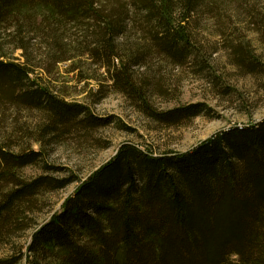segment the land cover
Listing matches in <instances>:
<instances>
[{"label": "trees", "instance_id": "obj_1", "mask_svg": "<svg viewBox=\"0 0 264 264\" xmlns=\"http://www.w3.org/2000/svg\"><path fill=\"white\" fill-rule=\"evenodd\" d=\"M198 1L0 0V108L40 114L46 138L75 132L90 140L114 123L33 79L40 49L51 65L71 60L67 31L75 30L83 54L146 115L169 125L199 116L200 104L155 111L147 83L135 76L154 55L176 67L194 56L188 26ZM136 29L150 44L143 51L126 46ZM10 139L0 137V247L7 249L0 264H20L24 249L28 264H264V120L185 153L124 143L41 225L43 196L78 179H28L27 168H58L44 161L43 147L13 150Z\"/></svg>", "mask_w": 264, "mask_h": 264}, {"label": "rangeland", "instance_id": "obj_2", "mask_svg": "<svg viewBox=\"0 0 264 264\" xmlns=\"http://www.w3.org/2000/svg\"><path fill=\"white\" fill-rule=\"evenodd\" d=\"M195 7L188 26L195 54L188 63L176 67L154 55L135 73L138 81L147 83L150 104L157 112L202 106L199 116L180 125L155 121L116 92L107 72L83 54V39L74 36L75 30L67 31L70 61L51 65L41 49L33 57L38 67L34 80L69 103L86 106L95 116L114 121L94 132L90 140L75 132L59 139L46 138L41 133L40 114H15L0 108V137L10 134L11 139L5 142L14 144L13 150L31 147L40 151L43 147L44 161L58 168L50 172L40 167L43 164L27 168L23 173L28 179L41 175L78 179V183L43 196V209L36 215L38 224L60 211L79 181L108 163L124 143L132 142L156 155L185 153L225 131L264 120V0H199ZM129 33L127 47L143 51L150 45L140 29ZM15 57L23 60L20 52ZM119 123L129 131L119 129ZM106 144L107 149L101 148ZM32 235L33 230L23 234L22 246L26 248ZM23 252L20 264H28L26 249ZM6 254L7 249L0 247V257Z\"/></svg>", "mask_w": 264, "mask_h": 264}]
</instances>
